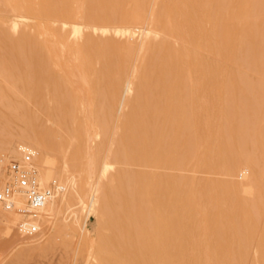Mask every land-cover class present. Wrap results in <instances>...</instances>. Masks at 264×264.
<instances>
[{"label":"bare ground","instance_id":"1","mask_svg":"<svg viewBox=\"0 0 264 264\" xmlns=\"http://www.w3.org/2000/svg\"><path fill=\"white\" fill-rule=\"evenodd\" d=\"M256 75L264 0H0V189L26 150L56 189L37 217L19 192L0 208L6 248L19 261L61 248L68 264H264ZM215 169L229 180L186 173Z\"/></svg>","mask_w":264,"mask_h":264},{"label":"built area","instance_id":"2","mask_svg":"<svg viewBox=\"0 0 264 264\" xmlns=\"http://www.w3.org/2000/svg\"><path fill=\"white\" fill-rule=\"evenodd\" d=\"M33 156L34 154L30 150H26L24 151L23 162L15 159L9 162L8 169L12 178L11 182L0 189V208L13 209L16 205L15 193L19 192L24 195L28 204L21 212L25 215L37 217L38 212L36 210L45 203L47 198L54 194L56 189H43L40 187L36 178V170L32 164ZM18 230L24 235H32L39 231L35 225L25 223H20Z\"/></svg>","mask_w":264,"mask_h":264},{"label":"rangeland","instance_id":"3","mask_svg":"<svg viewBox=\"0 0 264 264\" xmlns=\"http://www.w3.org/2000/svg\"><path fill=\"white\" fill-rule=\"evenodd\" d=\"M5 8V7H4ZM6 9V8H5ZM7 11H8V13H11L12 14V12L10 11V9H6ZM5 31H6V34L8 35V36H10V37H17V36H14L13 34H12V32L10 31V29L8 28V27H5ZM257 77H259V78H263L264 79V76L263 75H256ZM2 107H0V109H1ZM7 110V109H6ZM6 110H4V108H3V110H2V114L3 113H5L4 114V116L7 114L8 115V111H6ZM10 114V113H9ZM1 116V115H0ZM14 126L16 127V124H14ZM21 126H23V124H21ZM260 168V167H259ZM214 170V169H213ZM215 170H218V169H215ZM164 171V170H163ZM165 171H169V170H166L165 169ZM177 170H175V172H176ZM179 171V170H178ZM193 171V172H192ZM192 171H190L191 173H188L189 172V170H188V172H186L188 175H189V177L192 175V178L193 179H199V181L201 182H204V181H206L205 183H207V181L209 182V181H212V183L213 182H215L216 180H214L213 178H215V179H217V182L219 183V181L221 182V180H229V179H227L228 178V176L227 175H225L224 173V176L222 175V176H220L222 173H220L219 172V170L218 171H213V172H211V173H205V172H201V173H199V171L198 172H196L195 170H192ZM223 172H225V170H222ZM170 172H172V170L170 171ZM215 172V173H214ZM217 172V173H216ZM172 173H174V171L172 172ZM183 173V171L181 172V171H179V173L177 172L176 174H179V175H181ZM185 173V171H184V174H186ZM186 174V175H187ZM194 174H195V176H194ZM214 174V175H213ZM218 175V176H217ZM196 177H198V178H196ZM220 178H222L221 180H219ZM230 178V177H229ZM214 181H213V180ZM201 182V183H202ZM222 183H223V181H222ZM203 184V183H202ZM219 184H221V183H219ZM247 198V201L249 200V198H250V196H245V198L244 199H246ZM243 199V200H244ZM251 200V199H250ZM249 200V201H250ZM248 201V202H249ZM246 202V201H245ZM263 217H264V214H263ZM264 220V218H262V220H261V222H264L263 221ZM262 224H264V223H260V226L261 227H264V226H262ZM6 226V224H3V227H5ZM1 227V226H0ZM18 233V232H17ZM1 234V233H0ZM3 236V235H2ZM0 239L2 240V239H4V241L2 240V241H0V246H2V247H0V264H61V261H62V264H68V263H64L65 261H64V259H65V257H64V254H63V251H62V249L61 248H58V249H56L55 251L53 250H51V251H48V252H46V253H44V254H42V255H39V254H35L33 257L32 256H30L31 258H23L22 259V261H19V260H21V259H19L18 258V255H19V252L21 251V248H18V250L17 251H13V252H11L9 249H7L6 248V242H5V237H0ZM6 244H5V243ZM256 243V242H255ZM5 244V245H4ZM3 245H4V247H3ZM4 251V252H3ZM62 252V253H61ZM63 254V255H62ZM61 255V256H60ZM63 258V259H62ZM27 259V260H26ZM24 260H26V261H24ZM61 260V261H60ZM19 261V262H18ZM60 261V262H59ZM64 261V262H63Z\"/></svg>","mask_w":264,"mask_h":264}]
</instances>
